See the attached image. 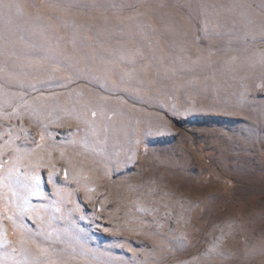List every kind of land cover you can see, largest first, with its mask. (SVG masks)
<instances>
[{
	"label": "rangeland",
	"instance_id": "obj_1",
	"mask_svg": "<svg viewBox=\"0 0 264 264\" xmlns=\"http://www.w3.org/2000/svg\"><path fill=\"white\" fill-rule=\"evenodd\" d=\"M0 264H264V0H0Z\"/></svg>",
	"mask_w": 264,
	"mask_h": 264
}]
</instances>
